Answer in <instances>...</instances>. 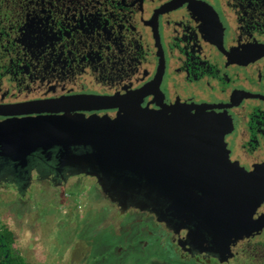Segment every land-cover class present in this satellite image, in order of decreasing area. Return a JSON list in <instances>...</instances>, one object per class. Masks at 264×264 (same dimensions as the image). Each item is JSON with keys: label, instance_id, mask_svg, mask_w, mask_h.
I'll use <instances>...</instances> for the list:
<instances>
[{"label": "flooded vegetation", "instance_id": "flooded-vegetation-1", "mask_svg": "<svg viewBox=\"0 0 264 264\" xmlns=\"http://www.w3.org/2000/svg\"><path fill=\"white\" fill-rule=\"evenodd\" d=\"M127 103L205 106L228 129L226 164L264 168V0H0V212H22L32 186L96 182L58 166L44 124L66 113L114 119ZM252 217L264 218V198ZM156 223L179 259L264 264V225L219 261L205 243L179 246L186 229Z\"/></svg>", "mask_w": 264, "mask_h": 264}, {"label": "water", "instance_id": "water-1", "mask_svg": "<svg viewBox=\"0 0 264 264\" xmlns=\"http://www.w3.org/2000/svg\"><path fill=\"white\" fill-rule=\"evenodd\" d=\"M223 121L205 106L153 111L127 103L114 119L57 115L44 134L47 140L49 128L58 166L94 177L120 213H153L175 234L186 229L179 246L205 243L203 250L224 261L231 245L264 225L252 217L264 198V168L226 164Z\"/></svg>", "mask_w": 264, "mask_h": 264}, {"label": "rangeland", "instance_id": "rangeland-1", "mask_svg": "<svg viewBox=\"0 0 264 264\" xmlns=\"http://www.w3.org/2000/svg\"><path fill=\"white\" fill-rule=\"evenodd\" d=\"M24 199L22 212L10 203L0 212V228L12 231V249L25 264H197L177 258L170 232L146 212L120 213L93 178L32 186Z\"/></svg>", "mask_w": 264, "mask_h": 264}, {"label": "trees", "instance_id": "trees-1", "mask_svg": "<svg viewBox=\"0 0 264 264\" xmlns=\"http://www.w3.org/2000/svg\"><path fill=\"white\" fill-rule=\"evenodd\" d=\"M13 238H14V235L10 229H8L6 226H2V228H0V260L3 262V264H25L22 261V259H19L16 256L15 251L12 249V243L14 240ZM95 245H93L92 247H94ZM124 247L125 245L122 244V248ZM137 264H143V263L138 262Z\"/></svg>", "mask_w": 264, "mask_h": 264}]
</instances>
